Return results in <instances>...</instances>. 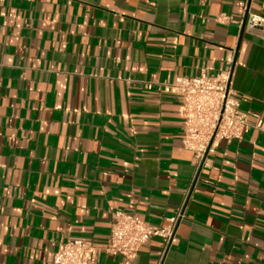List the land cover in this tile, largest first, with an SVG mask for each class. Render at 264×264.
I'll use <instances>...</instances> for the list:
<instances>
[{"label": "crops", "instance_id": "crops-1", "mask_svg": "<svg viewBox=\"0 0 264 264\" xmlns=\"http://www.w3.org/2000/svg\"><path fill=\"white\" fill-rule=\"evenodd\" d=\"M248 14L264 0H0V264L103 248L116 212L182 217L166 253L153 239L91 264H264V36ZM228 59L262 127L197 168L182 105L158 84Z\"/></svg>", "mask_w": 264, "mask_h": 264}, {"label": "built area", "instance_id": "built-area-1", "mask_svg": "<svg viewBox=\"0 0 264 264\" xmlns=\"http://www.w3.org/2000/svg\"><path fill=\"white\" fill-rule=\"evenodd\" d=\"M245 11L246 6L241 4ZM224 18V17H223ZM232 21L231 18H224ZM247 28L264 36V17L248 14ZM234 61L228 59L222 71L209 74L203 71L192 78L178 77L170 83H160V91L175 95L182 105L184 117V147L193 153L197 168L207 156L215 153L220 142L241 141L251 129H261L262 122H249L231 88ZM181 214L168 220L167 225H147L139 217L124 212L112 216L110 236L105 247L97 248L90 242L72 240L61 245L54 254L55 264H91L102 253L131 258L153 239L163 243L164 253L176 236Z\"/></svg>", "mask_w": 264, "mask_h": 264}, {"label": "water", "instance_id": "water-1", "mask_svg": "<svg viewBox=\"0 0 264 264\" xmlns=\"http://www.w3.org/2000/svg\"><path fill=\"white\" fill-rule=\"evenodd\" d=\"M247 17H248V15H247ZM247 17H246V20H245V22H244V25L246 24V22H247Z\"/></svg>", "mask_w": 264, "mask_h": 264}]
</instances>
